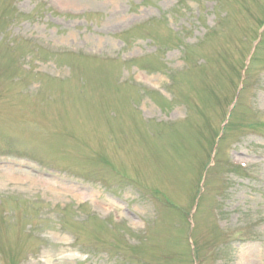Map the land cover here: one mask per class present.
I'll return each mask as SVG.
<instances>
[{
  "label": "rangeland",
  "instance_id": "rangeland-1",
  "mask_svg": "<svg viewBox=\"0 0 264 264\" xmlns=\"http://www.w3.org/2000/svg\"><path fill=\"white\" fill-rule=\"evenodd\" d=\"M262 24L264 0H0V264H192L191 235L264 264Z\"/></svg>",
  "mask_w": 264,
  "mask_h": 264
},
{
  "label": "bare ground",
  "instance_id": "bare-ground-1",
  "mask_svg": "<svg viewBox=\"0 0 264 264\" xmlns=\"http://www.w3.org/2000/svg\"><path fill=\"white\" fill-rule=\"evenodd\" d=\"M137 31V30H136ZM90 64V63H89Z\"/></svg>",
  "mask_w": 264,
  "mask_h": 264
}]
</instances>
